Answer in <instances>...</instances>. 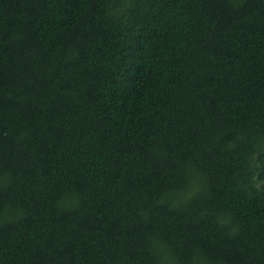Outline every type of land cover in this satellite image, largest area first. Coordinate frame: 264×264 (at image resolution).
I'll use <instances>...</instances> for the list:
<instances>
[{"label": "trees", "instance_id": "1", "mask_svg": "<svg viewBox=\"0 0 264 264\" xmlns=\"http://www.w3.org/2000/svg\"><path fill=\"white\" fill-rule=\"evenodd\" d=\"M0 264H264V0H0Z\"/></svg>", "mask_w": 264, "mask_h": 264}]
</instances>
